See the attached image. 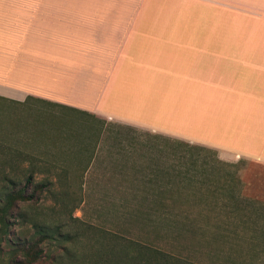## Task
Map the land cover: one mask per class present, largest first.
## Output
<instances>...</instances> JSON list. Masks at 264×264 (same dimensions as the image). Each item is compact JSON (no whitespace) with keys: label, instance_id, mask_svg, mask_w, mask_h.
<instances>
[{"label":"crops","instance_id":"obj_1","mask_svg":"<svg viewBox=\"0 0 264 264\" xmlns=\"http://www.w3.org/2000/svg\"><path fill=\"white\" fill-rule=\"evenodd\" d=\"M0 99L117 127L112 162L264 164V0H0Z\"/></svg>","mask_w":264,"mask_h":264},{"label":"rangeland","instance_id":"obj_2","mask_svg":"<svg viewBox=\"0 0 264 264\" xmlns=\"http://www.w3.org/2000/svg\"><path fill=\"white\" fill-rule=\"evenodd\" d=\"M115 128L74 110L0 99V193L26 188L34 195L16 200L12 224L0 228V264H264L246 259L245 245L229 257L227 246L211 243L216 227L209 229L199 216L208 209L194 203L211 199L195 189L202 182L220 189V199L264 204V164L226 162L215 150L183 142L163 144L169 153L162 163L112 162L120 150L100 133ZM133 152L140 157L143 149ZM244 205L206 215L261 211ZM32 250L37 257L24 256Z\"/></svg>","mask_w":264,"mask_h":264},{"label":"trees","instance_id":"obj_3","mask_svg":"<svg viewBox=\"0 0 264 264\" xmlns=\"http://www.w3.org/2000/svg\"><path fill=\"white\" fill-rule=\"evenodd\" d=\"M202 149V148H201ZM204 150V149H203ZM237 164V163H236ZM235 166V165H233ZM33 172L25 178V183L27 184H32L33 180ZM40 172V171H39ZM5 181L8 183H13L14 178L9 174V173H3ZM42 183L38 184L35 186L38 188L41 186ZM204 183L200 182L198 188H195L197 191L202 192V193H207L209 196H211L210 200H206L205 198L207 197H198L195 200V204L199 206L202 209H208L207 212H205V215L200 214L199 216L203 219H206L207 221V226L210 228L216 227L214 229L215 231H212L209 236V240L211 243H219L216 245H225L227 246V255L231 257L234 253H236L240 248L243 247V245L247 246L248 248V253L246 255V259L249 260H262L264 262V204L259 203L257 201H247V200H242L240 197H233L231 200L230 199H220L214 194L217 191H220V189H204ZM26 188L19 189L18 191H11L7 192L6 194L2 195L0 193V228L4 227L5 230H7L12 224V204L16 200H26L28 197L33 198L34 195H26ZM40 190L34 191L35 194H37ZM3 202V205L1 203ZM245 203L244 207H251L253 209H257V207L261 210L259 211V214L256 215H245L242 217L236 216L232 213L225 214L222 216H208L206 213L215 211V210H225V209H235L238 208L239 206H243ZM165 207L167 205H164ZM243 208V209H245ZM258 219H261L260 222ZM263 219V220H262ZM167 222H172V218L168 217L165 219ZM211 221V222H210ZM172 224V223H171ZM261 224V225H260ZM209 225H212L210 227ZM237 227L243 228L242 231L238 233ZM242 245V246H240ZM32 255L38 256L37 251L34 252L33 250L31 252H24L25 257H31ZM12 264V263H11ZM242 264H253L247 262V260H244V263Z\"/></svg>","mask_w":264,"mask_h":264}]
</instances>
